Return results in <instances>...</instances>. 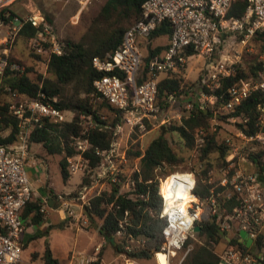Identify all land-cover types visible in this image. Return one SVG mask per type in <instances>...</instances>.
<instances>
[{"label": "built area", "instance_id": "built-area-1", "mask_svg": "<svg viewBox=\"0 0 264 264\" xmlns=\"http://www.w3.org/2000/svg\"><path fill=\"white\" fill-rule=\"evenodd\" d=\"M230 2L231 0H145L139 17L124 31L113 53H108L104 58L92 57V67L102 73L93 81V87L99 97L115 109L119 118L110 127L112 137L109 147L93 149L94 154L99 157L98 163L93 167L84 156V152L91 148L88 138L77 136L68 141V145L74 150L73 154L65 156L69 174L86 173L90 182L81 186L74 201L63 199L58 194L56 197L62 201L56 208L67 215L65 218L75 220L79 229H84L81 224L89 222L85 206L106 187L115 186L118 188L117 193L133 195L135 180L132 175L139 171V164L133 168L125 167L129 158L126 150L120 147L119 140L122 139L121 134L129 135L134 128L146 130V124L158 116L164 122L169 121L170 116L163 115V109L157 101L160 75L173 76L181 73L191 56L186 54L188 48L209 57L222 44V37L227 34H239V43L247 46L257 32L264 31V0H248L240 18L226 16ZM164 21H168L171 27L167 47L144 64L140 44ZM26 22L40 29L39 35L29 41L31 50L40 55L38 61L43 62L46 71L50 55L62 53V43L41 13L17 19L5 40L13 41ZM233 69L234 61L224 57L218 64L210 65L206 76L201 78V85L208 82L211 88L218 87L220 80L232 74ZM22 73H25L24 66L10 61L9 48H0V95L8 103L10 114L18 119L15 141L10 144L0 143V264L21 262L22 240L26 231L22 212L33 197L27 170L28 138L31 131L42 127L45 122L73 120L70 110L56 107L49 100H44V96L40 99L29 98L7 84L6 79L10 75ZM254 92L264 96V64L258 77L242 78L227 89V99L221 107L224 112H216L215 117L221 119L226 114L229 115ZM196 98L199 100V97ZM257 110L255 125L259 129L254 133H246L239 125L245 124L247 117L227 116L228 119L239 122L234 131L222 140L228 151L224 158L226 171L231 170L232 173L223 177L219 185L228 187L216 193L210 187V195L200 198L193 192L195 176L192 172L176 171L163 177L168 182L165 192H161L159 186L162 203L160 217L165 219L162 228L163 243L160 250L154 253V258L163 254L166 264H171V259L183 251L178 262L182 264L190 250L184 249L186 241L196 233L193 228L199 224L205 209L208 208L211 214L217 213V196L236 193L239 204L219 220V234L237 235L238 242L246 248H225L219 256L218 264H261V260H264V180L261 179L264 171L261 172L257 166L258 160L264 162V101L258 105ZM91 123L83 128L82 134L87 128L95 127V123ZM194 141L197 148L203 147L206 144V132L198 129L194 134ZM37 207L39 209L36 212H45L48 199H42ZM122 224L121 220L120 227ZM240 230H245L247 236L252 238L249 246L240 241ZM121 234V230L116 232L117 237ZM137 242L133 238L129 239L126 250L139 244ZM99 247L95 246L88 256L73 250L68 264H91L99 259L102 261Z\"/></svg>", "mask_w": 264, "mask_h": 264}, {"label": "trees", "instance_id": "trees-1", "mask_svg": "<svg viewBox=\"0 0 264 264\" xmlns=\"http://www.w3.org/2000/svg\"><path fill=\"white\" fill-rule=\"evenodd\" d=\"M144 1L104 0L96 14L91 18L86 32L79 40L75 41L71 38L60 40L62 53L60 55H50L47 65L48 76L42 77L40 74L35 78H31L28 75L29 68H27L25 73L15 76L10 75L6 79L7 84L13 90H17L29 98L40 99L44 96V100H49L56 107L74 112V118L71 122H45L42 127L34 128L28 138L29 145L31 143L41 144L47 154H64L58 163L64 181L69 177L65 156L74 153V150L68 145L70 138L77 136L88 138L91 148L84 152V156L88 158L91 167L99 161V157L94 154L93 149L96 147L107 149L109 147L112 132L105 127L107 121L98 109L102 105L108 106L111 110L115 109L105 100L106 103L100 102L98 99L99 94L93 87V81L102 73L92 67L91 59L93 56L104 58L108 53H113L119 45L124 31L139 17L141 5ZM247 5L248 0H231L226 16L240 18L244 14ZM43 14L45 21L52 25L49 14L44 10ZM11 15L16 16L13 12L6 14L3 9L0 11V22L8 24L12 21ZM52 28H54L53 25ZM39 31V28L32 26L30 22H26L17 34L29 40L32 37H37ZM170 33V23L164 21L146 39L152 40L162 36L169 38ZM256 39L261 42L260 52L264 54V31L257 32ZM166 47L167 45L155 48L149 46L148 54L143 57L144 64H147L152 57L160 54ZM31 52L33 51L31 50ZM195 53L192 48L186 50L187 55ZM34 55L37 58L40 57L36 53ZM9 59L10 61H17L10 56ZM263 64L264 61L256 59L248 65L246 70L234 65L235 69L232 74L223 77L218 87L211 88L207 82L199 85L200 91L208 96L215 97V105L222 107L227 99V89L242 78L258 77ZM177 76L166 75L160 78L157 83V101L162 108L168 107L167 100L170 96L187 93L181 78ZM0 100H4L1 99V95ZM191 101L193 107L189 114L182 118L180 124L170 126L169 130L176 131L183 139L185 146L192 148L194 145V131L203 129L206 132V144L201 149V159L216 151L218 160H221L219 164H225L224 158L228 152L227 147L223 144V139H218L215 130H209L210 112L201 109L195 97ZM263 101L264 96L254 92L229 115L247 117V122L239 125L246 133H254L259 129L255 125L258 114L257 107ZM80 115L90 116L91 121L95 123V127L87 128L84 134H82L84 127ZM111 125H115V119L112 120ZM4 131H8L6 135H3ZM17 132L18 119L8 111V103L5 100L0 101V143H13ZM128 153L133 157H139V171L134 172L132 175L135 180L133 195L117 193L118 188L115 186L106 187L90 199L89 205L85 206L84 210L90 221L96 219L101 221L98 233L104 240L110 243L109 239L114 238L116 254L125 255L127 259H149L161 248L163 243L162 228L165 224V219L160 217L162 206L160 188L161 192H164L168 182L167 180L164 181L163 177L157 178V172L159 169L162 170L163 176L176 172L179 170L178 168L183 163L184 158L174 151L163 134L151 139L143 152L136 148L135 150H129ZM209 166L211 164L207 163L205 168L202 169L203 178H206V180H208L206 174ZM257 166L261 172L264 171L263 161L258 160ZM181 170L184 169L181 168ZM203 178L199 176L195 178L193 192L196 197L205 198L211 193V183L206 180L203 182ZM261 179L264 180V175H261ZM89 182L90 178L87 175L82 178L80 186ZM226 187L228 185L219 186L214 189V192H220ZM142 194L143 197H140ZM217 201L219 211L209 216L202 215L198 221L200 231L195 233L196 241H192L190 238L187 239L186 244L191 241L193 245L183 259L182 264H218L222 252L219 253L216 246L221 241L226 243V248L237 246L246 248L241 242H238L237 235L234 234L229 241H226L219 234V220L224 215L231 213L233 208L239 204L236 193H231L230 196H217ZM38 203L36 201L28 202L23 209L22 217L25 218L33 213L31 216L32 222L35 224L40 223V213L34 210ZM121 220L123 224L120 227ZM63 222H60L58 226L62 227ZM118 230L122 231L119 237L116 236ZM131 238L137 240L139 244H133L134 247L132 246L130 250H126ZM261 240L262 236L259 237L258 246ZM101 255L102 250L100 258H102ZM158 257L164 259L163 254H158ZM41 258L42 264H61V261L53 255L47 242ZM91 264H101V261L99 259ZM261 264H264V260H261Z\"/></svg>", "mask_w": 264, "mask_h": 264}, {"label": "rangeland", "instance_id": "rangeland-1", "mask_svg": "<svg viewBox=\"0 0 264 264\" xmlns=\"http://www.w3.org/2000/svg\"><path fill=\"white\" fill-rule=\"evenodd\" d=\"M104 0H0V11L5 10L6 14L14 13L16 16L11 15L10 18L13 21L8 24L0 22V48L7 46L9 48V56L17 60L16 62L24 66L25 72L29 68L28 75L31 78H35L38 75L42 77L48 76L49 73L45 71V66L42 61H38L40 57H36L31 52L30 41L22 38L16 34L13 41H6L5 37L8 36L9 32L12 31V27L17 23V19L21 17L27 18L28 16L41 13L43 16V10L49 14L52 19V25L55 33L58 36V40L62 41L66 38L72 40H79L87 30V26L91 18L96 14ZM223 42L220 44L212 53L211 56H205L201 53H195L188 57L185 69L178 74V78H181L182 84L185 85L184 89L187 93H182L179 96L169 97L168 107L162 108L163 115L170 116L168 122H164L161 116L157 119L151 120L146 124V130L139 131L137 128L129 134H121L122 139L119 140L122 149H125L128 154V163L125 167L133 168L139 164V158L133 157L129 154V150H135L138 148L143 152L150 142L151 139L158 136L159 134L165 135L169 141L171 147L184 158L183 163L179 166L177 171L192 172L197 176L203 178L202 169L205 168V164L209 163V169L207 171V179L203 178V182L206 180L211 183V188L215 189L221 185L220 180L229 176L232 171L227 170V164H219L221 160H218V153L211 152L204 159H201V148H197L193 145L192 148H187L183 139L180 138L176 131L169 130L170 126L181 123L182 118L189 114L192 109V98L199 97L198 103L200 108L205 112H210L209 130H215L218 139L222 140L224 137L231 134L234 129L238 126V120L228 119V115L218 119L215 117V113L221 110V106L215 105V99L213 96H208L200 91L199 85L201 84L202 77L206 76L210 65L218 64L222 58L227 57L234 61V65L239 68L246 70L251 62L257 60L264 61V54L260 52L261 42L256 39V35L249 41L247 46H242L239 43V34L230 33L222 37ZM167 37L163 39L143 40L140 44L143 57L148 54L150 48L165 47L167 45ZM248 47V49H247ZM235 69V68H234ZM233 69V70H234ZM1 99H4L2 96ZM100 102L106 103L100 97ZM5 100V99H4ZM0 100V101H4ZM191 104L190 107H187ZM71 111V110H70ZM99 113L107 121L108 129L112 127L111 122L115 119V123L118 121L119 116L115 110H111L108 106L102 105L98 109ZM224 112V111H223ZM72 113V119L74 118V112ZM179 115V117L177 116ZM80 115L82 126L85 127L88 123L92 124L90 117ZM83 118V119H82ZM164 126V131L162 130ZM8 131H4L3 135H6ZM196 131H194L195 134ZM193 134V135H194ZM71 139V138H70ZM195 143V141H194ZM30 151L34 157H39L37 160V167L33 169L37 172L36 176L40 179V183H36L37 187L41 186V190L45 191L46 194L52 196L55 201L54 207H58L62 201L56 196L59 194L63 199L76 200L80 191V184L82 178L86 177L87 174H69L66 181L63 180L59 169V160L63 157L61 154H47L41 144L31 143ZM203 164V165H202ZM249 166H247L248 168ZM184 169V170H181ZM164 173L160 169L157 172V178L164 177ZM39 189V188H38ZM65 205H63L64 207ZM207 206V205H206ZM55 207V208H56ZM77 207V206H75ZM46 208V211L40 213V223L32 222L31 218L27 221V225H39L40 227H33L32 235L23 236V246L21 249V262L19 264H42V254L47 242L49 246L53 245L54 251L59 252V257H62L61 264H68L71 252L75 250L78 254L90 255L92 254L94 247L99 245L100 252L102 250V261L101 264H164L165 260L154 255L149 259H127L122 255L116 254L114 246L104 240L98 233V227L101 223L99 219L90 221L88 224H81L84 226V230L78 229L76 221L70 217H66L63 222L62 228L59 227V221L55 218L52 222H49V218L53 216L51 209ZM52 214V215H51ZM211 213L208 208L203 212L204 216H209ZM212 215V214H211ZM67 216V215H65ZM69 227L64 233L59 232L58 229ZM55 229V230H54ZM29 233L30 230L27 229ZM26 232V231H25ZM196 235L189 237L192 241H196ZM64 240L69 241L66 252L62 251ZM187 242V241H186ZM193 242L185 244L184 249H191ZM184 252L177 253L175 257L171 259V264H178L182 258ZM129 260V261H127Z\"/></svg>", "mask_w": 264, "mask_h": 264}, {"label": "crops", "instance_id": "crops-1", "mask_svg": "<svg viewBox=\"0 0 264 264\" xmlns=\"http://www.w3.org/2000/svg\"><path fill=\"white\" fill-rule=\"evenodd\" d=\"M164 37H166V36H162V37H158V38H155V39H163ZM153 40V39H152ZM167 40H168V37H167ZM167 44H168V41H167ZM165 75H160V77L159 78H163ZM33 144V143H32ZM30 148H31V146L29 145V157H28V162H27V164H28V166H27V170H28V176H29V179H30V181H31V184H32V188H33V197H32V200L31 201H36V202H39V203H41V201H42V199H45V198H47L48 199V207L50 206V208L49 209H51V211H52V214H53V216L51 217V218H49V222H52L55 218H57L59 221H64L65 222V215H64V213L63 212H59L58 210H57V208H55L54 207V204H55V201H54V199L52 198V196H49L48 194H46L45 193V191H43V190H41V186L40 187H37L35 184L36 183H40V179H38V177L36 176V171L33 169V167H35V169H36V165H37V160L38 159H40L39 157H34V155L32 154V152L30 151ZM37 170V169H36ZM39 188V189H38ZM30 201V202H31ZM37 207V206H36ZM36 207H35V211H37L36 210ZM32 214L33 213H30L27 217H25L24 218V220H25V222L27 223V221L31 218V216H32ZM51 214V215H52ZM41 224V223H40ZM76 225V224H75ZM77 226V225H76ZM33 227L35 228V227H40L39 225H35V226H33V225H27L26 224V232H25V234L26 235H30V237H31V235H32V230H33ZM62 228V227H61ZM69 227H64L63 229H58L59 230V232H62V233H64L65 231H66V229H68ZM77 228H78V226H77ZM27 229H29L30 230V232L31 233H29L28 231H27ZM79 229V228H78ZM55 230V229H54ZM82 230H84V229H82ZM221 235V234H220ZM227 236H229L230 237V239H231V237L233 236V233H227L226 234ZM223 236V238L226 240V241H229L224 235H222ZM69 241L67 240V242L64 240V244H63V247L61 248L62 249V251H65L66 252V247L68 248V246H69ZM51 250H52V253H53V255L55 256V257H57L60 261L62 260V257H59V252H55L54 251V248H53V245H51ZM225 248H226V243L224 242V241H221L217 246H216V249H217V251L219 252V253H221V252H223L224 250H225ZM127 261H129V260H127ZM222 264V263H221Z\"/></svg>", "mask_w": 264, "mask_h": 264}, {"label": "water", "instance_id": "water-1", "mask_svg": "<svg viewBox=\"0 0 264 264\" xmlns=\"http://www.w3.org/2000/svg\"><path fill=\"white\" fill-rule=\"evenodd\" d=\"M197 99V98H196ZM198 100V99H197ZM162 128V130L164 131V126H162L161 127ZM163 134V133H162ZM39 209V207H36V210H38ZM193 231L194 232H199L200 231V225L199 224H196L195 226H194V228H193ZM239 237H240V241H242L246 246H249L250 244H251V242H252V238L251 237H249V236H247V233H246V231L245 230H240L239 232ZM221 235H224L228 240H230V237L229 236H227L226 234H224V233H220ZM109 241H110V243L114 246L115 245V240H114V238L112 237V238H110L109 239Z\"/></svg>", "mask_w": 264, "mask_h": 264}, {"label": "bare ground", "instance_id": "bare-ground-1", "mask_svg": "<svg viewBox=\"0 0 264 264\" xmlns=\"http://www.w3.org/2000/svg\"><path fill=\"white\" fill-rule=\"evenodd\" d=\"M167 184H168V183H167ZM167 184H166V186H165L164 192H165V190H166ZM170 198H171V197H170Z\"/></svg>", "mask_w": 264, "mask_h": 264}]
</instances>
